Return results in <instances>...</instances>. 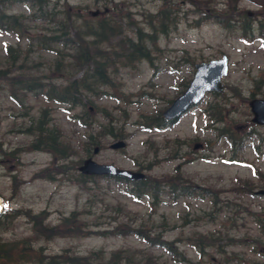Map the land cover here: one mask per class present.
<instances>
[{"label":"rangeland","instance_id":"1","mask_svg":"<svg viewBox=\"0 0 264 264\" xmlns=\"http://www.w3.org/2000/svg\"><path fill=\"white\" fill-rule=\"evenodd\" d=\"M69 2L79 5L84 14L110 7L107 18L115 24V33L101 43L100 50H121L128 57L113 59L115 65L107 69L110 84L104 88L106 94L91 97L95 106L84 113L90 127H78L69 118L67 106L43 97H25L19 88L26 74H46L53 79L45 81L60 82V74L46 70L56 56L39 53L33 46L26 50V42L20 41L15 48L24 66L19 68V62L6 61L4 51L6 44L17 43L16 38L0 34V70L5 71L0 76V143L6 151L0 157V196L11 207L6 211L10 217L0 224V240L8 245L3 250L13 246L22 252L17 260L0 264H50L46 261L52 254L65 255L69 264L77 261L74 257L87 256L96 263L95 259L107 261L115 251L121 259L132 258L129 264H220L231 249L242 257L234 264H264V196L252 192L264 186V126L252 124L248 105L252 97H264V30L250 37L246 33L239 35L240 25L226 30L221 21L204 16L200 0H174V4L163 0ZM237 4L241 15L259 9L252 0H232L231 7L235 10ZM163 7L166 9L158 17ZM11 8L29 12L20 4ZM130 11L132 14H128ZM193 16L199 22L193 23ZM107 46L113 48L107 50ZM137 46H143L148 56ZM26 51L29 55L23 62ZM62 52V60L72 54ZM224 53L229 68L221 80L222 92L207 93L196 107L160 132L142 129L141 125L154 118L191 78L194 63ZM13 79L19 82L13 83ZM47 105L51 110L46 118L39 117L40 107ZM207 107L211 109L210 116ZM33 119L37 124L50 120L56 134L62 137L59 145H66L62 152L65 158L54 161L45 148L32 147L33 136L23 130ZM223 128L231 130L233 137L223 136ZM109 130L114 134H107ZM89 133L94 134L90 143L86 137ZM148 137L152 141L149 147L143 142ZM117 138L126 141L125 148L109 147ZM164 140L168 143L164 144ZM197 141L203 147L194 150ZM168 154L171 155L167 157ZM88 156L97 162L134 169L152 161L150 169H144L147 176L159 179L181 174L187 178L186 185L193 182L205 190L195 189L194 195L177 200L162 193L155 205L147 196L135 200L128 195L133 187L130 182L107 176H81L77 166ZM255 169L260 170L258 175ZM200 191L204 196H199ZM251 213L260 215V227ZM117 215H129V219L114 223ZM103 229L109 230L102 233ZM217 229L220 245H226L230 236L239 240L237 245L226 248V254L218 255L209 249L201 255L191 246V242ZM259 237L262 242H253ZM150 240L163 241L164 245L167 242L173 249L152 246ZM178 252L189 260L183 261Z\"/></svg>","mask_w":264,"mask_h":264},{"label":"trees","instance_id":"2","mask_svg":"<svg viewBox=\"0 0 264 264\" xmlns=\"http://www.w3.org/2000/svg\"><path fill=\"white\" fill-rule=\"evenodd\" d=\"M165 9H161L158 12V17L162 15L163 11ZM168 16L165 15V19ZM164 19V20H165ZM164 20H161V23H164ZM176 23V21H175ZM112 24V23H111ZM115 25V24H114ZM163 31V28H160ZM118 31H121L119 28ZM114 26L111 25L109 28L100 26L95 27L93 30H89L85 33V35H82L80 33L75 34V41L73 43L76 44V47L73 51V57L71 59V63L69 64L70 73L68 78H65L63 80V83H60L58 85H51L48 90L53 92V96H56L55 98L60 102L65 103H72L73 105H81L85 106L88 104H91L90 99H86L83 94H87L89 92L96 93L95 86L100 85L103 83L108 82V77L106 74H108L107 68L108 66L115 65V61L113 59L123 57L127 58L128 55H124L121 53V50H118L116 52L108 53L103 52L100 50L99 44H103L104 42H107L109 38H111L114 34ZM86 36V37H85ZM38 44H41L45 48H49L50 45L53 43H57L60 41V39L55 38V36H40L37 37ZM109 47V46H107ZM113 46L107 48V50L112 49ZM137 49L141 53H145L144 55H148L147 51L144 50V47L137 46ZM133 54V53H131ZM140 54V53H139ZM11 56V54H10ZM14 57H12V60ZM67 67V64L60 65V62L56 65V70H60L61 72ZM84 69L82 75L80 77L72 78L70 77L74 75L77 71ZM90 72L92 75L88 76L87 73ZM5 75V71L0 70V76ZM17 84V82H15ZM23 86L20 88L21 90L27 91V90H33L37 88L35 86L34 77L27 76L24 79ZM38 134L40 135V139H42L47 144H50L52 142H55L57 139L54 135L51 134V131L47 128H43L40 126L39 130H37ZM43 134V135H42ZM89 140L92 139V136L89 135ZM48 146V145H47ZM145 186V185H143ZM4 217L0 216V224H4ZM6 220V218H5ZM203 245V242L201 246ZM3 246H7L6 243L0 241V261H15L17 260L18 256L21 255V253L16 252L12 247H9L7 250H3ZM6 251V252H5ZM120 252V251H119ZM13 254V255H11ZM119 253H112L110 258L107 261H99V259H95L94 263L93 261H90L91 258L87 257H74L73 260L77 261H71V263L77 264L78 262L80 264H129V262H133V259L130 257H125L123 259L118 257ZM13 257V259H10ZM48 260L46 262H49L50 264H69V260L65 257V255H54L49 256L47 258Z\"/></svg>","mask_w":264,"mask_h":264},{"label":"water","instance_id":"3","mask_svg":"<svg viewBox=\"0 0 264 264\" xmlns=\"http://www.w3.org/2000/svg\"><path fill=\"white\" fill-rule=\"evenodd\" d=\"M196 72L190 82L187 90L176 98L172 104L164 111L166 117H172L183 110L189 103L197 101L206 89L220 90L219 78L226 73V57L219 60H212L207 63L196 64ZM253 112L252 120L256 123H264V99H254L250 102ZM122 142L115 143L112 146H120ZM83 173L98 174H121L129 178L141 177L139 173L129 170L118 169L110 164H97L90 158L84 160L83 165L79 167Z\"/></svg>","mask_w":264,"mask_h":264},{"label":"flooded vegetation","instance_id":"4","mask_svg":"<svg viewBox=\"0 0 264 264\" xmlns=\"http://www.w3.org/2000/svg\"><path fill=\"white\" fill-rule=\"evenodd\" d=\"M10 0H0V10H4V8L6 7V4H9Z\"/></svg>","mask_w":264,"mask_h":264},{"label":"bare ground","instance_id":"5","mask_svg":"<svg viewBox=\"0 0 264 264\" xmlns=\"http://www.w3.org/2000/svg\"><path fill=\"white\" fill-rule=\"evenodd\" d=\"M106 26H108V25L106 24V25L102 26L101 28L106 27ZM107 28H108V27H107ZM35 75L42 76V74H35ZM87 75L90 76V75H92V74H91L90 72H88Z\"/></svg>","mask_w":264,"mask_h":264}]
</instances>
